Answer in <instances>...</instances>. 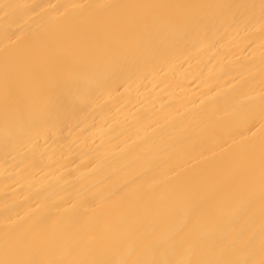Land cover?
<instances>
[{
  "label": "bare ground",
  "instance_id": "6f19581e",
  "mask_svg": "<svg viewBox=\"0 0 264 264\" xmlns=\"http://www.w3.org/2000/svg\"><path fill=\"white\" fill-rule=\"evenodd\" d=\"M0 264H264V0H0Z\"/></svg>",
  "mask_w": 264,
  "mask_h": 264
}]
</instances>
